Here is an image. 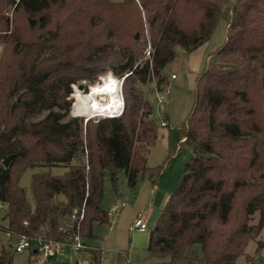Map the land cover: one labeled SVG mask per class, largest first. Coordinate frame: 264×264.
<instances>
[{"label": "trees", "instance_id": "obj_1", "mask_svg": "<svg viewBox=\"0 0 264 264\" xmlns=\"http://www.w3.org/2000/svg\"><path fill=\"white\" fill-rule=\"evenodd\" d=\"M221 18L227 38L198 74L181 129L193 155L150 230L158 264H236L264 227V0H0V231L13 236L0 264L13 263L18 234L71 242L110 223L106 173L114 185L125 170L132 187L161 176L165 165L147 163L158 125L143 86L165 87L177 47L195 50ZM101 76L123 80V112L70 115L72 85ZM59 166L33 174L29 199L23 173ZM75 209L84 217L72 221ZM87 248L99 263L101 249Z\"/></svg>", "mask_w": 264, "mask_h": 264}, {"label": "rangeland", "instance_id": "obj_2", "mask_svg": "<svg viewBox=\"0 0 264 264\" xmlns=\"http://www.w3.org/2000/svg\"><path fill=\"white\" fill-rule=\"evenodd\" d=\"M227 30V22L221 18L210 38L195 50L188 52L181 46L177 47V56L163 70L167 78L165 89H169V95L166 96L164 103H158V95L163 93L158 90L154 82H149L143 86L145 97L152 107L153 119L158 125V138L147 155V163L151 168L162 165H165V168L159 178H154L156 188L152 179L150 180V176L143 177L140 175L136 185L132 187L128 184L125 170L118 171L114 185L108 173H106L102 206L107 212L113 211V216L109 220L114 226L109 222L94 223V236L82 237V242H85L87 246H101L107 251L123 252L125 256L121 264H158L160 262V259L151 255L145 247L138 246L140 243H145L147 232L132 233L130 225L135 221L138 211L142 207L148 206V204H150L147 209L150 214L149 229L155 225L159 214L156 205L162 198L170 197L183 174L185 162L193 155L192 148L184 142L185 138L181 129L183 124L188 121L194 107L197 76L204 69L211 54L224 44L227 38ZM109 72L111 71H108L107 74ZM173 74L176 77L173 78ZM111 79L117 78L103 76L100 83ZM120 81L123 83L122 79ZM114 83L113 90L120 91V83L117 81ZM80 85H82V89L79 88ZM94 85H87L85 81L72 85L70 115H72L75 102V91L88 93L89 87ZM104 116L108 115L97 114L91 117L97 120L99 117ZM162 120L167 121L168 125L162 126ZM42 170L60 175L66 171V168L61 166L28 168L20 179V185L25 187L29 199H31L30 184L32 176ZM6 211L7 205L0 202V222H4L3 217ZM115 216L116 222L113 219ZM258 219L259 214L257 212L253 217V222L256 223ZM9 238L5 232L0 231V252L4 245L9 244ZM258 241L264 242V227L259 236L248 243L245 254L238 258L236 264H250L253 259L260 261L264 258V249L257 251ZM56 248V257L45 259L43 264H77V262L81 264L82 262L91 261L85 248L79 250L74 248V241L58 242ZM11 249L13 252L12 264H29L30 256L32 264H36L34 255L29 249L22 252H16L12 247ZM117 259L119 260V254Z\"/></svg>", "mask_w": 264, "mask_h": 264}, {"label": "built area", "instance_id": "obj_3", "mask_svg": "<svg viewBox=\"0 0 264 264\" xmlns=\"http://www.w3.org/2000/svg\"><path fill=\"white\" fill-rule=\"evenodd\" d=\"M145 57L151 60L152 57V48L151 45H149L145 52ZM172 77H176L175 74L172 75ZM103 78V76L101 77V79ZM101 79L98 81V83L101 81ZM118 79V78H117ZM91 88V86L89 87V89ZM120 89H121V96L123 98L122 95V81H121V85H120ZM160 92H162L163 94H159L158 95V103L162 104L165 101L166 96L169 95V89H165V87H162L161 89H158ZM123 103H124V99H123ZM124 109V107H123ZM123 112V110H122ZM121 112V113H122ZM120 113V114H121ZM119 114V115H120ZM80 116V115H78ZM118 116V115H117ZM161 125L162 126H167L168 123L165 120L161 121ZM111 214V212H109V215ZM83 218L84 217V210H81L80 213H78V210L75 209L73 214L71 215V220L74 221L77 218ZM131 230L132 231H141V232H145L149 230L148 227V223L146 220V214L144 211H140L135 219V221L133 222V224L131 225ZM7 236H9L10 238L13 237L11 232H5ZM15 240L13 242V248L16 252H22L25 249H29L30 251H34L37 254H39L41 256L42 259H49V258H54L57 254V248H56V244L58 242H55L53 240H49L44 238L43 236H38V237H29L26 234H18L15 236ZM74 248L76 250L85 248V244L82 242V236L79 234H76L74 236Z\"/></svg>", "mask_w": 264, "mask_h": 264}, {"label": "bare ground", "instance_id": "obj_4", "mask_svg": "<svg viewBox=\"0 0 264 264\" xmlns=\"http://www.w3.org/2000/svg\"><path fill=\"white\" fill-rule=\"evenodd\" d=\"M117 79L106 80L103 83L94 85L88 93L75 91V102L73 110L76 115L91 117L92 115H119L124 106L123 98L120 91L113 90ZM76 90V89H75Z\"/></svg>", "mask_w": 264, "mask_h": 264}, {"label": "crops", "instance_id": "obj_5", "mask_svg": "<svg viewBox=\"0 0 264 264\" xmlns=\"http://www.w3.org/2000/svg\"><path fill=\"white\" fill-rule=\"evenodd\" d=\"M152 179V181L154 182V177H152V178H150V180ZM137 183V182H136ZM154 187L156 188V182H154ZM168 202H169V196L168 197H165L164 199L162 198L161 199V201L158 203V205H156V209H158V211H159V214H160V212H161V210L168 204ZM149 205L150 204H148V206H146L145 208H143L142 206V208L138 211V213L140 212V211H144L145 212V214H146V220H147V223H148V227H149V217H150V214H149V212L147 211V209L149 208ZM109 212H111V214L109 215L110 216V218L113 216V211H109ZM159 214H158V216H159ZM113 219H114V222H116V216L115 217H113ZM110 224L112 225V226H114L113 225V223L110 221ZM133 223H131V225H132ZM131 225H130V231L133 233V232H138V233H146L147 232V237H146V241H145V243L144 244H138V246H142V247H145L146 249H147V246H148V242H149V237H150V230L151 229H149L148 231H145V232H141V231H132L131 230ZM9 237V236H8ZM9 240H11L10 238H9ZM85 243V242H84ZM85 245H86V243H85ZM87 247H89V248H99V249H101V251H102V253H101V257H100V260H99V263H96L95 261H94V259H93V255H92V253L88 250V248ZM85 249L88 251V254H89V259L91 260V261H86V262H82L81 264H118V259H117V257H118V254H120V253H123V252H119V253H116L115 251H113V250H109V251H107L105 248H103V247H101V246H87L86 245V247H85ZM31 252V251H30ZM32 253V252H31ZM34 255V254H33ZM31 257V256H30ZM29 257V258H30ZM34 257V260H35V262H36V264H43V261H44V259H42L41 258V256L39 255V254H37L36 252H35V255L33 256ZM56 257V256H55ZM54 257V258H55ZM32 259V258H31ZM52 259V258H51ZM77 264H79V262H77Z\"/></svg>", "mask_w": 264, "mask_h": 264}, {"label": "water", "instance_id": "obj_6", "mask_svg": "<svg viewBox=\"0 0 264 264\" xmlns=\"http://www.w3.org/2000/svg\"><path fill=\"white\" fill-rule=\"evenodd\" d=\"M137 37H139V35H137ZM79 88L82 89V85H80ZM72 115L76 116V114L74 113V110H72ZM11 159H12V156H10L6 160H4V165L8 166L10 161H11ZM49 259H51V258H49Z\"/></svg>", "mask_w": 264, "mask_h": 264}]
</instances>
